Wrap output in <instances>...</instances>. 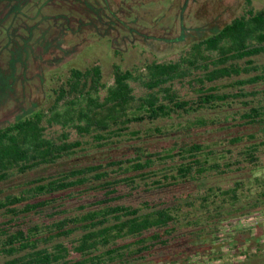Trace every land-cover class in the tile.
<instances>
[{
	"label": "trees",
	"instance_id": "16d2710c",
	"mask_svg": "<svg viewBox=\"0 0 264 264\" xmlns=\"http://www.w3.org/2000/svg\"><path fill=\"white\" fill-rule=\"evenodd\" d=\"M90 1L71 8L84 10L91 16L88 22L94 23L101 8ZM246 1L249 7L242 15L193 40L177 59H153L133 68L115 63L112 84L103 81L99 64L70 67L66 75L59 67L46 70L45 87L53 83L46 87L51 94L48 107L0 127V183L87 149L82 137L88 135L97 141V148L131 139L128 135L141 143L132 146L129 156L42 174L0 197V264H129L147 258L156 264H198L193 256L219 259L220 254L205 243L221 238V227H232L233 220L264 209V103H253L252 98L242 102L240 117L257 129L229 138V148L222 152L196 141L153 152L144 140L165 130L154 125L143 134L142 129L130 127L216 110L231 106L239 97L256 96V91L245 87L264 80V63L257 61L264 54V7L256 10L252 0ZM21 2L0 0V52L9 49L4 58L10 62V57L17 58L12 57L14 50L21 48L13 43L20 21L39 30V23L49 22L56 31L68 25L60 24L62 14L47 12L52 3ZM70 18L75 21L72 13ZM9 40L12 45L7 48ZM1 60L0 55V64ZM5 71L0 65V74ZM222 80L230 82L219 83ZM186 82L189 91L183 94L181 86L186 87ZM137 87L142 92L137 93ZM225 87L237 90L225 91ZM218 120L208 122L201 116L189 126L219 124ZM72 130L79 138L72 139ZM241 143L235 156L232 147ZM222 156L225 162L219 160ZM243 161L249 166L241 167ZM235 165L240 175L223 182L220 176L232 173ZM142 183L149 190H171L166 198H147L139 205L122 201L134 196ZM93 197L97 198L89 201ZM75 199L83 201L78 206L82 210L59 216ZM258 226L264 222L229 228L228 233L248 234L256 247L254 252L242 250V260L235 264H264V234H253Z\"/></svg>",
	"mask_w": 264,
	"mask_h": 264
},
{
	"label": "rangeland",
	"instance_id": "374dc122",
	"mask_svg": "<svg viewBox=\"0 0 264 264\" xmlns=\"http://www.w3.org/2000/svg\"><path fill=\"white\" fill-rule=\"evenodd\" d=\"M20 1L24 4L31 0ZM43 1L45 4H53L47 11L49 14H62L63 16L59 18L61 19L60 24L68 23V25L65 29L60 27V30L56 31L57 28L54 27V29L49 22L46 24L47 26L39 23L36 25V28H40L39 30L20 21L19 31L15 33L13 43H16L18 47L21 46V48L15 49L13 55L10 53L12 57L17 56L16 60L13 61L10 57V62L4 58L5 55H8L9 49L6 53L0 52L3 60H1L0 65L2 68H6L4 76L0 74V127L41 107H48L51 94L46 92V87L49 88L53 84H48L45 87V81H48L46 76L48 69L59 67L64 70L61 74L66 75L70 67L85 68L99 64L103 68V81L112 84L114 80L113 65L115 63H121L124 68H133L134 65H141L153 59L159 61L177 59L182 50L188 47L193 40L217 32L226 23L242 15L249 7L246 0H91L99 3L101 11L97 14L99 16L97 20L94 23H89L91 16L88 13L84 10L75 12L71 8L78 7L79 9L82 0ZM252 5L256 10L262 9L264 0H252ZM71 13L75 21L70 18ZM45 16L49 15L46 14ZM79 19L83 23H80ZM74 25L75 28L71 31L70 28ZM11 26L12 23L9 28ZM11 45L9 40L6 46L9 48ZM257 58L259 63H264V54ZM227 82L230 81L222 80L219 83ZM134 85L137 86V83ZM184 85L186 87L181 86V90L183 94H187L189 91L188 83L186 82ZM245 88L246 91H256V96L239 97L234 99L235 101L231 106L225 105L216 110L207 109L200 112L174 115L152 124H132L130 130L142 129L144 131L147 127L154 125L162 127L166 133L153 134L144 140L147 148L153 152L172 147L175 143H190L192 141L206 142L211 144L210 146L215 148V151L222 152L229 148V138L248 134L257 129L256 126L246 124L240 114L244 107L243 101L252 98L253 103L258 102V100L264 103V80L256 84L246 85ZM224 90L235 92L237 87H225ZM136 92L140 93L142 89L137 87ZM101 93L102 96H105L106 89ZM231 114L232 116H229ZM201 116H204L208 122L214 120L215 117L220 119L218 120L220 122L217 121L219 124L215 123L214 125L189 126L190 121H195ZM55 129L61 130L59 126H56ZM50 132L54 133V129ZM145 133L144 131L143 134ZM71 135L72 139L79 138V134L74 130H72ZM128 136L131 139L123 140L120 143L115 142L104 148H97L94 145L97 141L92 136L82 137L83 140H86L84 146L87 149L79 150L72 157L64 158L55 165L42 167L24 174H15L8 181L0 183V197L6 193L19 191V186L24 182L42 174H56L74 166L105 162L109 157L123 158L129 156L133 152L132 146L141 142L132 135ZM243 145L241 143L232 147L235 149V156L239 155V149ZM213 156H216L218 160L217 153ZM223 158L225 157L222 156L219 160L225 162ZM237 166L239 165L231 168L234 171L229 175H221V180L228 183L238 177L239 172H235ZM240 166L248 167L249 163L243 161ZM208 179L214 178L210 176ZM142 185V188L134 196L126 197L122 201L126 204L139 205L142 200L147 198H166L171 190L170 188L149 190L145 183ZM98 197H103V195L99 194ZM95 198L97 197H93L89 201ZM80 204H83V201L76 199L69 201V204L65 206L68 211L59 216L80 212L82 210L78 207ZM90 208H92L91 205L88 206V209ZM263 210H257L241 220L232 219V227L237 228L242 225L249 226L264 222ZM232 227H221L223 232L221 238L219 237L215 241L209 239L205 243L207 247L212 249V252L217 255L220 254L219 259L212 260L208 256L200 258L201 255L193 256V259L199 260L198 264H235V262L242 260L240 255L242 250L249 248L250 251L254 252L255 243L249 239V235L228 233L229 228ZM254 232L253 234L263 236L264 226H258ZM78 234L74 237H77ZM155 262L153 259L147 258L129 264H156Z\"/></svg>",
	"mask_w": 264,
	"mask_h": 264
}]
</instances>
